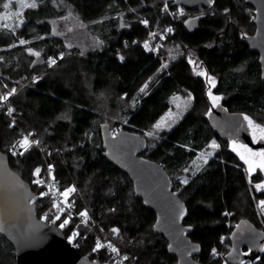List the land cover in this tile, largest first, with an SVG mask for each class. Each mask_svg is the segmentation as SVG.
<instances>
[{
	"label": "trees",
	"instance_id": "obj_1",
	"mask_svg": "<svg viewBox=\"0 0 264 264\" xmlns=\"http://www.w3.org/2000/svg\"><path fill=\"white\" fill-rule=\"evenodd\" d=\"M209 1L213 7L194 32L184 27L185 18L167 32L165 46L180 52L165 65L164 50L155 55L138 44L169 23L164 0H43L21 13L23 26L0 28V97L15 89L7 105L0 100V150L39 196L37 216L59 227L67 219L65 235L77 231V250L100 264L115 263L105 250H94L98 239L113 243L130 264H177L167 240L154 229L155 213L107 159L102 127L145 137L141 155L162 165L187 206L183 223L200 247L194 257L198 264L227 263L230 232L240 219L264 230V212L257 206L264 192L253 187L261 177L249 176L228 141L214 133L207 116L209 87L190 63L214 79L211 92L222 97L228 111L264 125L258 54L242 41L254 32V10L245 0ZM5 2L0 0V11ZM36 57L44 62L30 69ZM52 59L56 63L49 66ZM176 94L192 95L190 108L171 129L148 139ZM20 132L30 133L36 145L14 155L11 147ZM211 141L218 143L213 156L187 183L177 182ZM48 167L62 192L74 189L70 201L77 214L87 213L91 229L42 194L43 183L35 181L44 182ZM37 168L40 173L34 175ZM13 255L0 235V264H14ZM242 264H264V246L254 261Z\"/></svg>",
	"mask_w": 264,
	"mask_h": 264
},
{
	"label": "water",
	"instance_id": "obj_2",
	"mask_svg": "<svg viewBox=\"0 0 264 264\" xmlns=\"http://www.w3.org/2000/svg\"><path fill=\"white\" fill-rule=\"evenodd\" d=\"M254 10L253 34L242 37L251 52L258 54L260 76L264 81V0H245ZM171 7L194 10L211 8L209 0H175ZM206 15L197 14L184 19L183 25L194 32ZM42 57L32 60L30 69L41 66ZM208 120L221 139L238 140L251 147L247 134L246 117L241 112H230L220 103L211 105ZM102 147L107 159L132 181L134 195L142 205L155 213L154 229L168 242L169 252L177 264H198L194 259L200 247L188 236L189 227L183 222L188 211L185 202L173 189V182L159 162L141 155L146 148L142 135L121 129L112 134L101 128ZM8 155L0 150V235L13 247L14 264H100L80 254L67 240L63 228L39 218L36 214L39 196L28 181L10 168ZM230 249L225 256L228 264L254 261L264 246V230L248 219H240L230 232ZM195 249V250H194ZM244 249L250 252L249 258Z\"/></svg>",
	"mask_w": 264,
	"mask_h": 264
},
{
	"label": "rangeland",
	"instance_id": "obj_3",
	"mask_svg": "<svg viewBox=\"0 0 264 264\" xmlns=\"http://www.w3.org/2000/svg\"><path fill=\"white\" fill-rule=\"evenodd\" d=\"M33 2H35L36 6H37L38 3L43 2V0H7V2H5V3L9 4V8L5 9L4 7H2V11H0V28L2 29V28L6 27L8 29H13V30L15 29L16 30V28L23 26L25 20L20 15L26 8L29 9V7H30L29 5H31ZM173 8H177V7H173ZM163 10H165V12H167V9L165 8L164 4H163ZM209 10H211V8ZM171 11H173V14H176V16L180 15V13L178 12V9H176V10L171 9ZM21 21H22V23H21ZM173 27L170 29L172 30ZM160 30L161 29L156 30V31L158 32ZM168 31H169V29H167L163 33V35L161 37H159V39H158L159 44H161L159 51H163V50L165 51L164 55L166 58L164 61V65L169 61V59H173V58L179 56V52H180L179 48L176 46H170V47L165 46V42H164L165 41V35L167 34ZM97 46H99V45L97 44ZM190 63L194 66L195 74L200 76L202 79L206 80L207 85L209 86L208 97H209V100L211 102V105L214 106V103H213V100L211 99L209 93H211V96L219 97V99L215 102V106H216V104L220 103V101L222 100V97L211 92V89H212V87H214V84H215L214 79L211 76H209L205 72V70L202 69L197 63L195 64L192 59H190ZM201 72L205 73L206 75L198 74ZM208 77L212 78V80L214 81V84L208 82ZM190 96H191V99H189ZM192 100H193V97L190 94L189 95H187V94L173 95L170 98V107L156 122V124H158V123L162 124V127L159 130H157L155 128V125H156L155 124L153 129L150 132V133H152V135H146V137L148 139L156 138L157 136H159V134L162 131H168L169 129H171L179 121V119L186 113V111L190 108V106L192 104ZM1 104H2V102H1ZM247 118H248V119H246L247 129H248L247 134L251 138L253 144H261L262 143L261 144L262 146H260L259 148H255V147H251L245 143H242L238 140H232V141L228 142L229 145H227V146H229V148L244 163L246 171H247L246 173L249 176H252L255 174L260 175L261 180L259 182H256V184L254 183L253 187H254L256 192H264V187H261L259 189L257 188V185H264V170H262L260 167L261 164H264V157H261L259 155H253L256 153H264V125L255 122L254 119L252 120V119H250V117H247ZM249 120L252 121L251 124L249 123ZM116 132H118L117 129H113L111 133L115 134ZM26 134L31 139V141H29L28 148L32 145H36V143L34 142V140L31 137V134L30 133H26ZM33 142H34V144H33ZM213 142L217 145V147L215 149H213V148L208 146V148L206 150L198 153L197 157L191 162V164L188 166V168L185 170V172L176 178L177 182L182 183V181H185V180L187 181L189 179V176L191 174H193L195 172V170L198 168L197 165L201 166L204 163L205 158L207 160L208 158L213 156L215 151L218 149V143L216 141H211L209 143V145L213 144ZM209 152L212 153L211 156H207V153H209ZM241 156H243L244 159H241ZM198 157H201V158L198 159ZM245 160H247L249 163H245ZM250 167L252 169L251 172L249 171ZM262 201H264V200L260 199V201L257 204V206L260 208H261V202ZM262 212H264V211H262ZM104 242H106V241H104ZM108 243H111V242H108ZM111 244H113V243H111ZM100 249H102V248H100ZM245 254H246L247 258H249V256L251 255L249 251H246Z\"/></svg>",
	"mask_w": 264,
	"mask_h": 264
},
{
	"label": "built area",
	"instance_id": "obj_4",
	"mask_svg": "<svg viewBox=\"0 0 264 264\" xmlns=\"http://www.w3.org/2000/svg\"><path fill=\"white\" fill-rule=\"evenodd\" d=\"M175 0H164V6L167 9V14L169 16V23H167L160 31H154L151 30L148 32L147 36L145 38H143V40H141L138 44L141 45V47L143 48L144 51L147 52H151L153 54H157L159 52V48L161 47V44H159V37H161L163 35V33L167 30L172 28L176 22L178 20H181L182 18H186V16H192V15H197V14H202L203 12V7H199L197 9L194 10H190V9H185L183 7H177V8H173V9H178V12L180 13V15L176 16V14H173V11H171V5L169 6L170 3H172ZM211 5L213 6V1H210ZM200 9V10H199ZM206 9V8H205ZM210 8L206 9L207 11H209ZM154 34V35H153ZM147 43L148 47L145 48V44ZM2 103L4 105H7L6 100H3ZM27 137L28 141H31V139L29 138V136L25 133V132H20V135L18 136V138L14 141L12 147H11V153H15L14 155H20L21 153H25V149L23 147L20 146V142L24 140V138ZM34 144V142H33ZM29 146V144H28ZM27 146V148H28ZM43 190H42V194L44 196H48L52 202L53 205L55 207H57L58 209H63V212H65L67 215H69L70 217H74L76 220H78L77 222L79 224H83L84 226L88 227L89 229H91V223L89 222L88 218L85 221V218L80 216V214L76 213L74 210V205L73 203L70 201V197L72 195V193H70L67 197V200H65V197L61 194L63 193L62 190L59 189L57 183L54 181L53 176H52V172L50 171L49 167L47 169V177L44 180L43 183ZM66 204H70L71 207H67ZM43 216H45V214H43ZM64 223V222H63ZM62 223V224H63ZM61 224V225H62ZM66 226V225H65ZM64 226V227H65ZM63 228V227H61ZM73 233H76L75 236H73ZM78 233L75 230H72L68 236H66L68 242L76 249H78L80 247L81 241L76 240ZM98 241L101 243V245H103V247H101L103 250H105L108 255L110 256L109 259L112 262H114L115 264H130L128 262V259H124V256H121L120 254L117 255L116 253H113L110 251V249L107 247V245L111 244L108 242H104L101 239H98ZM113 247L114 245L111 244Z\"/></svg>",
	"mask_w": 264,
	"mask_h": 264
},
{
	"label": "snow or ice",
	"instance_id": "obj_5",
	"mask_svg": "<svg viewBox=\"0 0 264 264\" xmlns=\"http://www.w3.org/2000/svg\"><path fill=\"white\" fill-rule=\"evenodd\" d=\"M29 6L34 8V7H36V3L33 2V3H32L31 5H29ZM3 7H4L5 9H8V8H9V4L5 3V4L3 5ZM21 23H22V21H21ZM144 23L147 24V21H144ZM169 31H171V29H169ZM153 35H154V34H153ZM20 43H21V44H25V43H27V42L24 41V40H21ZM147 47H148V45H147V43H146V44H145V48H147ZM29 51H30V54H33V55L39 56V53H31V50H29ZM121 59H122V58H121ZM55 63H56V61H55L54 59L50 60V61H49V66H52V65H54ZM198 74L206 75V74L203 73V72L198 73ZM208 82L214 84V81L212 80L211 77H208ZM145 87H147V85H146ZM141 91H144V89H141ZM14 92H15V89H13L12 92H9L6 96L0 97V100H7V99H8V96L12 95ZM209 95H210L211 99L213 100V103H214V106H215V102L219 99V97L211 96V93H209ZM189 99H191V96L189 97ZM11 111H12V109H9V113H11ZM245 119H248V118L245 117ZM249 123L251 124L252 121L249 120ZM161 127H162V124H160V123H158V124L155 125V128H156L157 130H159ZM148 135H152V133H148ZM28 144H29V141H28V138H27V137H25L24 140L20 142V146L23 147V148L25 149V151L28 150V148H27ZM209 147L215 149V148L217 147V145L213 142V144L209 145ZM14 154H15V153H14ZM21 154H23V153H21ZM211 155H212L211 152L207 153V156H211ZM253 155H259V156H261V157H264V153H256V154H253ZM200 158H201V157H198V159H200ZM241 159H244V157L241 156ZM204 162H205V163L207 162L206 158H205V161H204ZM245 163H249V162H248L247 160H245ZM197 167H199V166L197 165ZM260 167H261L262 170H264V164H261ZM251 170H252V169H251V167H250L249 171L251 172ZM50 171H51V168H50ZM39 173H40V169L37 168V169L35 170L34 175H38ZM35 182L38 183V184L44 183V182L41 181V180H36ZM182 183H187V181H186V180H185V181H182ZM261 187H264V185H257V188H258V189L261 188ZM73 191H74L73 188H68V189H66V190H65L63 193H61V194L65 197V200H67L68 195H69L71 192H73ZM66 206H67V207H71L70 204H66ZM261 209H262V211H264V201L261 202ZM59 211L62 212L63 209L61 208V209H59ZM80 216L84 217V218H85V221L87 220V213H86V212H81V213H80ZM57 219H59V216H57ZM68 222H69L68 220H65L64 223L61 225V227H64L65 225H67ZM112 231H113L114 233H117L118 230L114 228V229H112ZM75 235H76V233H73V236H75ZM101 247H103V245H101V243H100L99 241H97L96 248H95L94 250H99ZM107 247L110 249L111 252L116 253L117 255H119L118 250H117L115 247H113L111 244L107 245ZM194 250H195V249H194ZM124 259H127V257H124Z\"/></svg>",
	"mask_w": 264,
	"mask_h": 264
},
{
	"label": "flooded vegetation",
	"instance_id": "obj_6",
	"mask_svg": "<svg viewBox=\"0 0 264 264\" xmlns=\"http://www.w3.org/2000/svg\"><path fill=\"white\" fill-rule=\"evenodd\" d=\"M213 7V6H212ZM211 7V8H212ZM204 10L202 11L203 13L202 14H205L206 12H207V10L205 9V8H203ZM200 10V9H199ZM195 15V14H194ZM209 75V74H208ZM210 76V75H209ZM209 87V86H208ZM228 142H230V141H228ZM262 144V143H261Z\"/></svg>",
	"mask_w": 264,
	"mask_h": 264
}]
</instances>
